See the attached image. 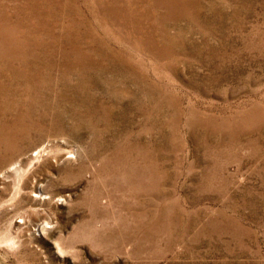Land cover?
I'll return each instance as SVG.
<instances>
[{"label": "rangeland", "instance_id": "rangeland-1", "mask_svg": "<svg viewBox=\"0 0 264 264\" xmlns=\"http://www.w3.org/2000/svg\"><path fill=\"white\" fill-rule=\"evenodd\" d=\"M0 264H264V0H0Z\"/></svg>", "mask_w": 264, "mask_h": 264}]
</instances>
